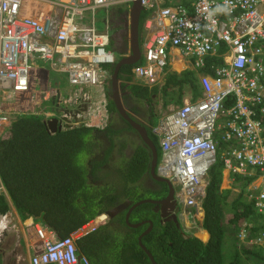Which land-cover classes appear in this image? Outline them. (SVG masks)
<instances>
[{"label": "built area", "instance_id": "obj_1", "mask_svg": "<svg viewBox=\"0 0 264 264\" xmlns=\"http://www.w3.org/2000/svg\"><path fill=\"white\" fill-rule=\"evenodd\" d=\"M134 1L0 0V139L11 122L3 116L2 103L10 95L29 92L34 84L43 98L34 116L44 121L58 118L68 124L64 118H82L79 109L82 101L93 100L91 88L99 92L102 113L107 112L102 98L109 67L115 63L112 12ZM140 2L146 37L134 79L147 87L160 86L165 69L175 71L173 62L179 60L183 70L178 73L193 71L200 91L196 100L187 96L160 120L155 131L161 149L157 175L171 182L178 202L191 215L192 210L201 211L207 173L220 161L232 180L255 179L250 199L264 217V0ZM25 3L41 5L35 15L24 16ZM38 63L65 75L77 88L74 101L60 89H44L49 70L38 68ZM50 102L52 111L46 112L42 104ZM98 111L94 116L102 114ZM1 194L5 189L0 178ZM104 218L64 238L34 221L39 249L33 250L28 264H88L77 253L75 240L103 225ZM243 227L246 233L247 225ZM6 228L1 216L0 235ZM263 242L264 235L249 244Z\"/></svg>", "mask_w": 264, "mask_h": 264}, {"label": "trees", "instance_id": "obj_2", "mask_svg": "<svg viewBox=\"0 0 264 264\" xmlns=\"http://www.w3.org/2000/svg\"><path fill=\"white\" fill-rule=\"evenodd\" d=\"M115 11L118 17L127 12L122 8ZM145 20L146 13L143 11L139 18L140 45ZM262 48L264 50V45ZM116 54L118 59L120 53ZM212 60L215 65H220L218 58ZM134 67H122L118 78L131 82ZM109 71L112 72V67H109ZM129 90L134 97L147 99V104L152 102V96L161 95L163 106L170 103L182 105L185 96H191L192 101L200 96L198 80L193 71L180 74L167 72L161 87L145 88L134 83L130 85ZM104 92L107 99L106 110L111 116L116 110L109 99L108 87H105ZM155 118L151 117V126L146 131L157 150L159 160V137L153 132L157 126ZM95 131L97 129L93 127L80 125L51 135L39 117L17 115L0 139V178L7 196L0 195V214L9 212L11 204L21 221L33 218L53 230L58 238H64L112 207L128 203L127 208L114 218L112 223H115V226L105 224L77 238V253L84 257L88 264H152L138 245V237L148 225L130 228L125 223V215L133 204L146 199L147 195L152 198H155V195L164 196L168 192L167 186L158 183L161 189L153 192L138 184L144 176L150 178L151 153L144 144L136 146L129 158L120 157L112 169V176L115 178L113 182L101 180L100 185H97L99 179L96 172L102 165L109 163L112 136L116 132L108 128L111 146L102 162L92 158L86 162V166H79L77 156L80 153L92 155L94 152L97 141ZM222 171L220 161L210 168L205 196L201 203L202 223L193 218V225L205 230L209 235L205 243L202 241H206L207 236H202V233L198 235L202 240L200 241L185 234L182 227L177 228L172 221L161 223L151 204H142L132 211L130 224L142 221L153 223L151 231L142 236L141 242L153 257L155 264H224V259L226 264H264V242L259 245H241L229 240L225 245L227 229H230L233 237L242 222L247 225L246 243L263 236L264 217L255 211L253 201L249 200L253 194L248 190L253 177L236 176L233 186L238 193L228 201L231 191L220 189ZM89 176H93V181L89 182ZM227 209L231 215L229 219H225ZM194 214L195 211L192 210L191 215ZM227 251L231 256L228 260L225 258L228 256ZM3 256L0 245V264H3Z\"/></svg>", "mask_w": 264, "mask_h": 264}, {"label": "flooded vegetation", "instance_id": "obj_3", "mask_svg": "<svg viewBox=\"0 0 264 264\" xmlns=\"http://www.w3.org/2000/svg\"><path fill=\"white\" fill-rule=\"evenodd\" d=\"M130 5L129 7H124L123 9H126L127 12L125 14H123L122 16L118 17L117 16V12L113 11L112 12V23L113 20L116 19L118 21V23H120L121 25L125 23V16H129L130 15V9H131ZM128 40H127V32L124 31L122 38L119 40L118 42V46H119V50L117 51L114 47V37L116 35V29L113 28V26H111V30H110V36H111V43H112V49L114 52H118L120 53V57H118V59H115V63L113 64L112 67V72H113V68L114 66L119 63L121 60H127L129 61L132 57V52H131V48H130V26H129V30H128ZM144 39V25H143V32H142V36H141V43ZM138 41H139V27H138ZM140 45V44H139ZM141 53H142V49H141ZM117 56V54H116ZM124 66L127 67H131V66H135V65H131V64H123L120 69ZM119 69V70H120ZM112 72L110 74H112ZM119 74V71H118ZM127 75V74H126ZM124 75V76H126ZM118 82H119V89H118V93L120 96V100L122 103L123 108L125 109V111L127 112V114L129 115V117L135 121L136 123L140 124L141 126L145 127V129L150 128L151 124V117H157L158 115H156V111L154 109V102L156 100L155 96H152V102H149L147 104V99H143V98H139V97H134L130 90L129 87L131 84H137L138 86L141 87H147L146 85H144L143 83H140L138 81H136L134 79V73H133V79L131 82H127L124 81L123 79L118 78ZM48 84H50L48 82ZM106 87H108L109 89V82L107 83ZM147 88H152V87H147ZM95 95L98 94V91L95 90L93 91ZM94 98V95H92ZM109 99L113 102L112 99V94H109ZM158 99L161 100V98L159 97ZM106 104H107V99H106ZM114 104V103H113ZM38 104L33 106L34 108H37L38 110L40 109L41 106H38ZM115 107V105H114ZM116 110V108H115ZM23 115V114H21ZM33 116L35 114H32ZM105 119L101 120L102 118H100L101 122L103 123V126L100 129H97V131H95V136L97 137V141L95 142V146H94V152L91 155V157L87 160L90 161V159H96L97 162H102V160L105 157V153L107 152V150L110 148L111 146V142L109 140V134H108V128H110L111 130H114L116 132V134L114 136H112V151L110 152L109 156H108V160L109 163L102 165L100 167V170L96 172L97 176H98V181H97V185H100L101 180H111L112 182L115 180L114 176H112V169L114 168V165L118 163V160L120 159V157L125 156L127 158H129L132 154L133 151L135 149L136 146L143 144L141 142V139L139 137V135L137 134L136 131H131L128 130L127 126H129L131 128V126L121 117V115L119 114V112L116 110L115 113H113L111 116L110 114L107 112V114H104ZM37 117V116H35ZM139 117V118H138ZM40 120H42L44 122L43 119L40 118ZM63 127V124H62ZM132 129V128H131ZM111 166V168L109 167ZM89 170H91V167H89ZM90 173V171H89ZM108 173H111V175H107ZM107 175V176H105ZM89 182L93 181V176H89L88 178ZM139 185H142L145 189L153 191V192H157L161 189L160 186H158V182H155L151 179V177L149 178L148 176H144L143 178L140 179V181L138 182ZM168 190V188H167ZM168 192L163 196H157L155 195L153 199H149V200H155V201H163L165 200V198L167 197ZM173 202V204H172ZM128 203H123L120 205H116L115 207H112L110 210H108L106 213H104V215H106V222L105 224L109 225V226H115V223L113 225V220L116 217V215L120 212V211H124L127 207ZM172 204V206H171ZM154 206L153 211L154 213L158 214L159 216V221L161 223H166L169 221L174 222L173 217L175 216L177 219V222L180 223L181 221V215H182V210L184 211V209L179 205V202L176 198V196L174 197L173 195V200L169 201L167 206L164 208L162 214L161 215V206L160 205H155V204H151ZM175 223V222H174ZM179 223H175L176 226L179 225V227L177 226V228H180V224Z\"/></svg>", "mask_w": 264, "mask_h": 264}, {"label": "rangeland", "instance_id": "obj_4", "mask_svg": "<svg viewBox=\"0 0 264 264\" xmlns=\"http://www.w3.org/2000/svg\"><path fill=\"white\" fill-rule=\"evenodd\" d=\"M25 7L28 8V10L25 12L26 16L28 15V13L30 11L36 13L37 9H38V7L35 4H29V3H25ZM112 26H113V28L116 29V35L114 37V47L118 51L119 50L118 49L119 48V46H118L119 40L122 38L124 31L127 32V40H128L129 39L128 38V32L129 31H128L127 27L125 29V24L124 25L122 24V26H121V24L118 23V21L116 19L113 20ZM41 67L49 70L48 64L38 63V68H41ZM43 75H46V74L44 73ZM48 78H49L50 85L47 82V85L44 87L45 90L50 91V89H60L62 95L65 98H68V99H71V101H74V93L77 92V88L74 86H70L67 83L65 75L57 74V73H54V72L49 70ZM44 85H45V83H44ZM39 91H40V87L37 84H34L32 89L27 93L14 94L13 96L10 95L8 100L2 103L3 105L1 106V110L3 113H5L3 116L8 117L9 121H13L17 115L23 114L26 116H30L34 113H38L39 110L37 108L33 109V106L40 103L43 99L42 97H40ZM89 91H90V93H92V95H94V98H93V100H90V101H88V100L82 101V105L87 107V112H86L85 116H82V118H78V117L76 118V116L73 115L67 121L68 126H66L64 124V129L69 127V126L76 127V126H80V125H84V126H88V127L98 126L100 128L103 126L104 122H101V120L105 119V116H104L105 113H102V110H101L102 105L98 104L99 103L98 100L100 99L99 92L97 95H95L93 92V91H95V89L91 88ZM45 96H48V92L45 93ZM159 97L161 98V100L158 99ZM102 100L105 101V105H106V97L102 98ZM83 106H81V108ZM173 107H174L173 103H170L167 106H163V98L161 95H159L156 98V100L154 102V109L156 111V115H158L154 120L155 122H157L156 125L159 124L160 119L163 117V115L167 114L171 109H173ZM42 108H44V110L46 112H51L52 111L51 102L50 103H43ZM71 108L72 107H68L69 110H71ZM81 108H80V110H81ZM96 109H98L99 110L98 112L102 113V114L94 116V114L97 113ZM93 112H95V113H93ZM106 114H107V112H106ZM100 118H102V119L99 120ZM90 157H91V155H87V153H85V152L80 153L77 156V164L79 166H84ZM222 186L224 187V189H226V187H227L226 183L224 184L223 182L221 184V188H222ZM237 193H238V191H237ZM235 195H236V192L231 191L230 198L228 199V201H231L232 198L235 197ZM146 199H153V198L151 195H147ZM188 215L189 214H183L182 219L180 221V225L182 226V230L184 231V233H186L188 235L189 234L192 235L191 233L194 231V228L197 229V227H195L193 225L194 220H191V216H190V218H188ZM230 216L231 215L227 209L225 211V219H229ZM188 219H190L191 221H189ZM14 222H12V221L8 222L7 228L5 229L6 236L4 238H2V239H4L3 242L1 241L2 242L1 248H2V251L4 253L3 264H27L29 257L33 253V250L31 247L38 249V247H36V240H35L34 235L31 234L29 240L26 239V241H25V238L23 237V232L25 234H27V233L25 231H23L20 234L17 231H15L14 227L12 226V225H15ZM196 229H195V231H196ZM227 232H229L231 234L230 229H227ZM234 236H233V238H230L231 243L237 242ZM28 243L30 245L32 243V245L30 247L26 246ZM226 244H227V242H226ZM226 254L228 256H226L225 258L228 260V258L231 257L230 252L228 253V251H227ZM13 255L19 256L17 263L15 261H12L11 258L13 257ZM225 261L226 260L224 259V264H226Z\"/></svg>", "mask_w": 264, "mask_h": 264}, {"label": "water", "instance_id": "obj_5", "mask_svg": "<svg viewBox=\"0 0 264 264\" xmlns=\"http://www.w3.org/2000/svg\"><path fill=\"white\" fill-rule=\"evenodd\" d=\"M141 12H142L141 2H140V0H135L132 3L131 9H130V15H129L130 16V48H131V52H132V57L129 61L123 59L114 66L113 72L110 76V81H109V92H110V94H112V99H113V103L115 105L116 110L119 112L121 117L131 126V128L137 132V134L139 135V137L141 139V142L149 149V151L151 153V163H150V169H149V174H150L151 179L155 182H158V183H164L168 188V195L165 198V200H163V201H155V200H149V199L141 200V201L133 204L128 209V211L125 215V223L130 228L136 229V228H139L145 224L148 225L147 229L138 237V245L146 253V255L148 256L151 263L155 264L153 257L147 251V249L142 245V242H141L142 236H144L145 234H147L151 231V229L153 227V223L151 221H142V222H139L136 224H130L129 223L130 214L135 208H137L138 206H140L142 204H155V205L161 206V215L163 216L162 212H163L164 208L167 206L169 201L173 200L174 191H173V187H172L171 183L168 180L160 178L156 175L155 169H156V165H157V161H158L157 150H156L155 146L153 145V143L151 142V140L149 139L145 127H143L140 124L133 121L129 117V115L127 114L125 109L123 108L121 100H120V96L118 93L119 82L117 79L118 71L123 64L135 65L140 59V49H139V41H138V27H139V18H140ZM81 112L86 113L87 107H83L81 109ZM64 121H66V118H64ZM44 124L47 127L48 133L51 135L62 131L61 122L58 121L57 119H52L50 121H47ZM172 204H173V202H172ZM172 204H171V206H172ZM173 220L175 223H178L175 216L173 217ZM177 226L179 227V225H177ZM5 236H6V232L4 231L2 233V237L0 238V244H1L2 238Z\"/></svg>", "mask_w": 264, "mask_h": 264}, {"label": "crops", "instance_id": "obj_6", "mask_svg": "<svg viewBox=\"0 0 264 264\" xmlns=\"http://www.w3.org/2000/svg\"><path fill=\"white\" fill-rule=\"evenodd\" d=\"M38 5V4H37ZM41 5V4H40ZM40 5L38 6V7H40ZM25 9L23 10V15L24 16H26L25 15V12L27 11V9H26V7H24ZM36 13H34L33 14V12H29L28 13V15L27 16H30V15H35ZM146 21V20H145ZM125 29H126V27H127V29L129 30V26H130V16H125ZM122 26V25H121ZM175 63H177L179 66L178 67H180V69H174L175 70V72L176 73H178L181 69H182V67H183V62L182 61H179L178 60V62H175ZM174 62H173V64H174V66L176 65ZM173 66V67H174ZM176 67V66H175ZM177 70V71H176ZM183 70V69H182ZM14 121V120H13ZM13 121H11L10 122V124L13 122ZM10 126V125H9ZM8 129V128H7ZM6 132H7V130H6ZM6 132L4 133V134H6ZM255 180V179H254ZM254 180H252V182L254 181ZM233 181L234 180H232L230 177H229V175L225 172V171H223L222 172V179H221V184H222V182L225 184L226 183V189H224V187L222 186V188H221V186H220V188L222 189V190H230V191H232V192H236L237 193V189L236 188H234V186H233ZM251 182V183H252ZM249 190V189H248ZM250 191V190H249ZM251 192V191H250ZM5 196H6V192H5ZM251 196V195H250ZM7 197V196H6ZM7 200H8V198H7ZM249 200H250V197H249ZM252 200V199H251ZM253 201V200H252ZM10 204V203H9ZM183 214H187L185 211H183L182 210V215H181V219H182V216H183ZM1 216H3L4 218H5V220H6V223L8 224V222H14L15 223V225H12L13 227H14V230L15 231H17L18 233H20L21 234V232H23V231H25L27 234H25L24 232H23V237L25 238V241H26V239H28L29 240V238H30V235L31 234H33L34 235V237H35V240H36V247H38V249H39V245H38V240H37V237H36V235H35V231H34V227L32 226V224L34 223V220H33V218H29L28 220H31V223H28V220H25V221H21L20 219H19V217H18V215H17V213H16V211H15V209H14V207L10 204V210H9V212H7L6 214H4V215H1L0 214V220H1ZM195 216H196V221H199V223L201 224L202 223V220H203V212L202 213H199V214H196L195 213ZM188 218H190V214L188 215ZM189 221H191L190 219H188ZM26 223V224H25ZM29 224V225H28ZM147 225V224H146ZM240 225H241V227H239V229H238V231L235 233L236 235L234 236L235 238H238V239H240L239 238V236L241 237V240L242 239H245V235H246V233H244V225H245V223H240ZM195 229L196 228H194V231H195ZM192 232L191 234H192V236L193 237H195V238H197L198 240H200V241H202L200 238H199V236L198 235H200V232L202 233V236H204V237H206L207 236V240L206 241H202V242H207L208 241V239H209V235H208V233L205 231V230H203V229H199V228H197L196 229V231L195 232ZM231 232V231H230ZM226 233H227V241L225 240V244H226V242H228L229 240H230V238H233L232 237V234H230L229 232H227L226 231ZM238 233V234H237ZM188 235V234H187ZM190 235V234H189ZM2 237V235H0V238ZM4 238V237H3ZM3 240L4 239H2V242H3ZM241 240H237V242L239 243V242H241ZM2 242H1V244H2ZM0 244V245H1ZM31 245H32V243H31ZM29 243L26 245V246H28V247H30L31 246ZM32 248V250H37L36 248H33V247H31ZM12 259V261H17L18 259H19V256L18 255H13V257L11 258ZM3 262H4V260H3Z\"/></svg>", "mask_w": 264, "mask_h": 264}, {"label": "clouds", "instance_id": "obj_7", "mask_svg": "<svg viewBox=\"0 0 264 264\" xmlns=\"http://www.w3.org/2000/svg\"><path fill=\"white\" fill-rule=\"evenodd\" d=\"M142 13V12H141ZM144 24H145V22H144ZM146 37V32H145V30H144V38ZM142 43H141V45H139V49H140V56H141V49H142ZM115 53V59H117L116 58V52H114ZM141 59V58H140ZM140 59H139V61L135 64V67L139 64V62H140ZM134 67V68H135ZM168 69V68H167ZM167 69H165V75H166V73L168 72L167 71ZM134 70V69H133ZM169 72H175V71H169ZM134 73V72H133ZM176 73V72H175ZM180 74V73H179ZM111 76V75H110ZM165 78V77H164ZM109 81H110V79H109ZM164 81V80H163ZM163 84V83H162ZM106 87V86H105ZM155 87H161V85L160 86H155ZM105 89V88H104ZM104 95H105V92H104ZM187 96H185V98H186ZM184 98V99H185ZM176 106V105H175ZM83 107H85V106H83ZM82 107V108H83ZM81 108V109H82ZM80 110V109H79ZM81 111V110H80ZM58 112V114H59V111H57ZM169 113V112H168ZM167 113V114H168ZM85 114L86 113H84L83 114V116H85ZM164 115H166V114H164ZM163 115V116H164ZM163 118V117H162ZM161 118V119H162ZM52 119H57L58 120V118H52ZM51 119V120H52ZM160 119V120H161ZM47 121H50V120H47ZM47 121H44V123H46ZM59 121V120H58ZM63 121H64V119H63ZM68 120L66 119V121H65V123L67 122ZM60 122H62V121H60ZM160 123V122H159ZM66 126H68V124H65ZM61 126H62V123H61ZM158 126H159V124L155 127V129L153 130V132L156 134V129L158 128ZM88 127V126H87ZM67 128H71V126H69V127H67ZM93 128H95V129H100V127H98V126H94ZM62 130H64V123H63V127H62ZM158 137H159V135L158 134H156ZM159 141H160V137H159ZM160 146V145H159ZM160 151H161V149H160ZM160 159H161V157H160ZM160 159L157 161V165H156V169H155V173H156V175H157V166H158V163H159V161H160ZM210 170V169H209ZM224 171V170H223ZM222 171V172H223ZM209 172V171H208ZM208 174V173H207ZM150 175V174H149ZM158 176V175H157ZM159 177V176H158ZM160 178H162V177H160ZM164 179V178H163ZM165 180H167V179H165ZM169 181V180H168ZM170 182V181H169ZM206 182H207V177H206ZM171 183V182H170ZM172 185V184H171ZM172 187H173V191H174V197L176 196V189L174 188V186L172 185ZM207 187V186H206ZM221 189V188H220ZM222 190V189H221ZM205 191H206V188H205ZM205 196V195H204ZM203 199V198H202ZM201 203H202V201H201ZM179 205H180V203H179ZM181 206V205H180ZM182 207V206H181ZM127 208V207H126ZM183 208V207H182ZM128 211V210H127ZM203 211H202V208H201V211L199 212V213H202ZM132 213V212H131ZM196 214H199L198 212H195ZM101 216H105V218H104V224L103 225H105V222H106V215H104V214H102V215H100V216H98V217H101ZM191 216V220H195V219H193V218H196V216H195V214L194 215H190ZM97 217V218H98ZM97 218H95L93 221H91V223H94V221L97 219ZM28 220V219H27ZM90 223V222H89ZM179 223V222H178ZM180 224V223H179ZM103 225H100V226H103ZM99 226V227H100ZM241 226V225H240ZM180 227H182V226H180ZM194 227V226H193ZM80 230V229H79ZM78 230V231H79ZM77 231V232H78ZM184 232V231H183ZM76 233V232H75ZM74 234V233H73ZM186 234V233H185ZM238 234V233H237ZM2 235V234H1ZM72 235V234H71ZM246 238H247V236L245 237V240H241V242H239V244H241V245H247V244H249V243H246L245 241H246ZM236 240H240V239H238V238H235ZM16 263H17V261H16ZM28 264V263H27Z\"/></svg>", "mask_w": 264, "mask_h": 264}, {"label": "bare ground", "instance_id": "obj_8", "mask_svg": "<svg viewBox=\"0 0 264 264\" xmlns=\"http://www.w3.org/2000/svg\"><path fill=\"white\" fill-rule=\"evenodd\" d=\"M37 7H38V6H37ZM174 63H175V62H174ZM175 64H176V65H175L176 67H175V66H174V67H175L176 69H180V67H178L179 65H178L177 63H175ZM176 71H177V70H176ZM31 108H32V107H31ZM138 118H139V117H138ZM114 132H115V131H114ZM88 134H89V133H88ZM115 134H116V133H115ZM113 136H114V135H113ZM110 137H111V136H110ZM150 158H151V157H150ZM85 166H86V165H85ZM144 200H145V199H144ZM28 219H29V218H28ZM101 219H102V218H100L99 220H97V221L95 222V224L101 222ZM28 223H31V222L28 221ZM25 224H26V223H25ZM93 224H94V223H93ZM28 225H29V224H28ZM190 233H191V232H190ZM200 233H201V232H200ZM32 236H33V235H32Z\"/></svg>", "mask_w": 264, "mask_h": 264}]
</instances>
